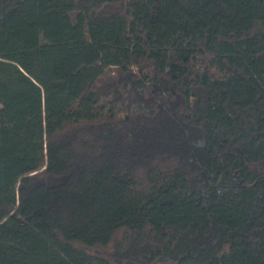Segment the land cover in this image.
<instances>
[{
    "label": "trees",
    "instance_id": "1",
    "mask_svg": "<svg viewBox=\"0 0 264 264\" xmlns=\"http://www.w3.org/2000/svg\"><path fill=\"white\" fill-rule=\"evenodd\" d=\"M0 264H264V0H0Z\"/></svg>",
    "mask_w": 264,
    "mask_h": 264
}]
</instances>
